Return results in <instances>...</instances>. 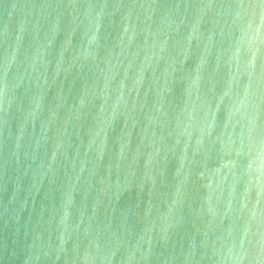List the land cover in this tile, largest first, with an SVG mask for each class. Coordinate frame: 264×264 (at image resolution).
Here are the masks:
<instances>
[{
    "label": "water",
    "instance_id": "1",
    "mask_svg": "<svg viewBox=\"0 0 264 264\" xmlns=\"http://www.w3.org/2000/svg\"><path fill=\"white\" fill-rule=\"evenodd\" d=\"M0 264H264V0H0Z\"/></svg>",
    "mask_w": 264,
    "mask_h": 264
}]
</instances>
